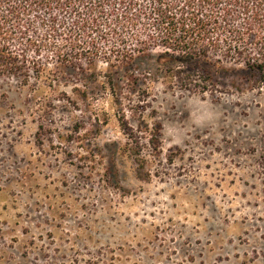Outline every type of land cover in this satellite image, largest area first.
<instances>
[{
	"label": "rangeland",
	"instance_id": "obj_1",
	"mask_svg": "<svg viewBox=\"0 0 264 264\" xmlns=\"http://www.w3.org/2000/svg\"><path fill=\"white\" fill-rule=\"evenodd\" d=\"M46 50L41 73L0 76V264H264V86L245 65Z\"/></svg>",
	"mask_w": 264,
	"mask_h": 264
},
{
	"label": "trees",
	"instance_id": "obj_2",
	"mask_svg": "<svg viewBox=\"0 0 264 264\" xmlns=\"http://www.w3.org/2000/svg\"><path fill=\"white\" fill-rule=\"evenodd\" d=\"M42 48L62 66L93 55L127 69L161 48L166 63L243 64L264 86V0H0V76L41 73Z\"/></svg>",
	"mask_w": 264,
	"mask_h": 264
}]
</instances>
